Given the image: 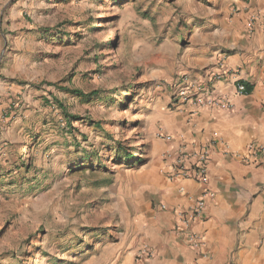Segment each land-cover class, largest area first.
Masks as SVG:
<instances>
[{
  "label": "rangeland",
  "instance_id": "obj_1",
  "mask_svg": "<svg viewBox=\"0 0 264 264\" xmlns=\"http://www.w3.org/2000/svg\"><path fill=\"white\" fill-rule=\"evenodd\" d=\"M7 1L0 264H133L156 205L145 172L158 161L160 116L202 47L251 0H24L13 17L8 6L22 0ZM20 30L32 58L11 71L3 36Z\"/></svg>",
  "mask_w": 264,
  "mask_h": 264
},
{
  "label": "crops",
  "instance_id": "obj_2",
  "mask_svg": "<svg viewBox=\"0 0 264 264\" xmlns=\"http://www.w3.org/2000/svg\"><path fill=\"white\" fill-rule=\"evenodd\" d=\"M23 1L8 6L6 14L19 15ZM18 25L27 29L22 21ZM27 32L3 36L11 71L32 58L24 50ZM201 54L194 70L183 74L191 91L199 87L204 96L229 99L233 108L203 109L174 100L160 116L158 161L145 172L156 205L148 208L138 233L140 249L151 254L141 258V253L133 264H264V152L256 154L264 148V0H251ZM236 81L247 83L248 95H236ZM212 141L207 184L171 175L180 153L196 155ZM205 192L203 217L182 228L176 211L188 212Z\"/></svg>",
  "mask_w": 264,
  "mask_h": 264
},
{
  "label": "built area",
  "instance_id": "obj_3",
  "mask_svg": "<svg viewBox=\"0 0 264 264\" xmlns=\"http://www.w3.org/2000/svg\"><path fill=\"white\" fill-rule=\"evenodd\" d=\"M179 86L175 92L174 100L181 103H191L192 105L198 108H214L220 110H230L233 108V104L229 99H214L212 97H207L202 94V91L199 87H196L194 91H191V82L189 76L183 75L179 78ZM236 95L246 96L249 94V87L244 81H236ZM216 144L215 141H212L204 150L199 152L196 155L190 156L186 152H182L178 155L175 165L171 170V175L174 178L179 176H192L195 180H199L201 183H208V162L212 148ZM256 154L264 152V148H258ZM194 159L193 161H191ZM191 161V162H190ZM188 163L190 164L189 168L191 170L190 175L188 173ZM208 193L205 192L203 196L194 204V206L187 212L177 210L176 214L179 219V223L182 228L189 229L192 223L200 220L203 217V214L207 206V197ZM165 207L164 205H161ZM190 241L195 242L194 236L190 235ZM141 258H147L150 256L151 251L149 249H143Z\"/></svg>",
  "mask_w": 264,
  "mask_h": 264
},
{
  "label": "trees",
  "instance_id": "obj_4",
  "mask_svg": "<svg viewBox=\"0 0 264 264\" xmlns=\"http://www.w3.org/2000/svg\"><path fill=\"white\" fill-rule=\"evenodd\" d=\"M250 90V89H249ZM73 94L75 95H79V96H83V97H95L97 96V93L93 92V93H90V94H84V93H78V92H74ZM124 158L123 160L125 162H131L132 160H135V157L133 155H131L130 153H124Z\"/></svg>",
  "mask_w": 264,
  "mask_h": 264
}]
</instances>
